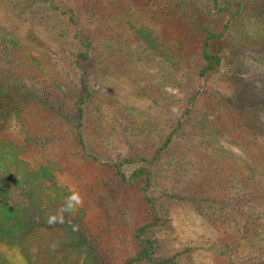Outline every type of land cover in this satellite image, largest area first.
I'll return each mask as SVG.
<instances>
[{
    "label": "rangeland",
    "instance_id": "374dc122",
    "mask_svg": "<svg viewBox=\"0 0 264 264\" xmlns=\"http://www.w3.org/2000/svg\"><path fill=\"white\" fill-rule=\"evenodd\" d=\"M24 1L0 0V68L43 102L3 126L0 151L20 148L50 225L19 246L4 238L0 258L125 264L138 251L134 231L154 211L146 238L155 259L264 264V0L242 14L228 0L218 8L131 0L127 29L120 0L96 10L82 0H35L29 12ZM67 9L80 28L54 15ZM206 34L219 37L209 51L220 64L200 77ZM85 51L88 60H76ZM135 157L145 162L122 168L123 184L115 165ZM53 162L59 168L44 172ZM139 171L147 175L134 177Z\"/></svg>",
    "mask_w": 264,
    "mask_h": 264
},
{
    "label": "trees",
    "instance_id": "16d2710c",
    "mask_svg": "<svg viewBox=\"0 0 264 264\" xmlns=\"http://www.w3.org/2000/svg\"><path fill=\"white\" fill-rule=\"evenodd\" d=\"M35 0H25L24 4L19 5L20 8L29 12L30 9L34 8L36 4ZM84 3H90L93 9L106 8L105 5L108 4L106 0H82ZM122 10L121 16V27L123 29L130 28L134 26V23L127 18V15L130 12L129 2L131 0H120ZM138 0H133L136 2ZM262 0H245V2L241 1H229L224 3L228 7L236 8V12L242 14V10L247 8V3L255 6L256 3H261ZM102 3H104L103 6ZM214 8H218L219 0H212ZM110 5V2H109ZM25 6V7H24ZM101 6V7H100ZM260 7V5L258 6ZM261 8V7H260ZM57 10V9H54ZM220 11V10H219ZM98 12V11H97ZM138 13L142 11L137 9ZM221 12V11H220ZM258 14L262 13L260 10L257 12ZM70 14V15H69ZM56 16H64V20L69 24L66 28H70L73 30V25L78 29L80 25L76 24L73 17L76 16L71 9L64 10L61 14H54ZM67 15V16H66ZM49 17V15H46ZM43 14V17H46ZM107 22H110V19H107ZM77 33V31H74ZM219 37H213V35L206 34L203 43L201 45V59L202 65L198 71L200 77L205 76L209 72L213 71L220 64V58L216 55H213L209 51V42L217 39ZM247 41V40H246ZM76 60L80 62H85L88 60V52H80L76 55ZM38 97H34L27 89L24 88V85L21 81L17 79H11L7 74H5L0 68V130L3 128L5 124H7L12 118H20L21 114H24L26 110L30 109V106L33 105H41L43 101H36ZM195 99H191L189 104H193ZM44 108H45V104ZM61 108V106H59ZM61 110V109H60ZM57 109L56 115H62V111ZM20 123L19 126H21ZM24 125V123H23ZM80 125L76 127V134L79 136ZM27 132V131H26ZM19 133V131H18ZM2 138V137H1ZM2 139H0L1 142ZM168 141L166 142V144ZM164 145V147L166 146ZM5 147L0 146V150H3ZM20 148L16 146H11L10 149L4 151V155H2L0 151V242L9 236V240H7L8 244H15L17 246L20 245V240L23 236L34 232L37 226L42 225L48 226L50 225V214L47 213L48 209L44 210V215H41L37 210V205L35 204L33 198V190L36 185L37 179L33 174H27L31 172H24L27 170V163L23 160L24 155H18V150ZM3 152V151H2ZM9 159L15 166L10 170V164L7 162H3L4 160ZM138 162H145V159L141 157L129 158L120 161L117 165H115V172L121 183L126 184L127 180L122 171L127 165L135 164ZM59 166L53 162L51 168L44 172L51 175V171H55ZM12 171V172H11ZM21 172H24L22 175ZM146 174V171H139L135 174L134 177H140L142 174ZM19 177V179H18ZM42 178H44L42 176ZM148 180V179H147ZM18 195L25 198L24 202L19 203ZM149 209H152L151 200L144 198ZM3 208V210H2ZM153 222L146 223L140 227H138L134 231V239L138 245V251L135 256L125 262V264H142V263H158V264H174L172 259H155L154 254L156 250L155 241L146 238V233L148 230L156 226L158 220L153 211ZM11 218L12 221L10 226L6 223V220ZM20 230L21 236H15L16 233ZM254 237H249L246 239L247 241L253 240ZM245 240V241H246ZM4 242V241H3ZM18 245V246H19ZM12 246V245H10ZM261 258H264V253H259ZM0 264H9L8 261L0 258Z\"/></svg>",
    "mask_w": 264,
    "mask_h": 264
},
{
    "label": "clouds",
    "instance_id": "9594fccd",
    "mask_svg": "<svg viewBox=\"0 0 264 264\" xmlns=\"http://www.w3.org/2000/svg\"><path fill=\"white\" fill-rule=\"evenodd\" d=\"M77 200V198L75 196H72L69 200V206H71V201Z\"/></svg>",
    "mask_w": 264,
    "mask_h": 264
}]
</instances>
